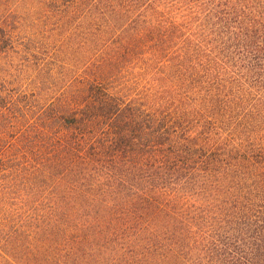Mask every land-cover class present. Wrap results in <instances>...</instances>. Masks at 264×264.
<instances>
[{
    "label": "trees",
    "instance_id": "trees-1",
    "mask_svg": "<svg viewBox=\"0 0 264 264\" xmlns=\"http://www.w3.org/2000/svg\"><path fill=\"white\" fill-rule=\"evenodd\" d=\"M10 53L0 260L264 264V0H0Z\"/></svg>",
    "mask_w": 264,
    "mask_h": 264
},
{
    "label": "rangeland",
    "instance_id": "rangeland-1",
    "mask_svg": "<svg viewBox=\"0 0 264 264\" xmlns=\"http://www.w3.org/2000/svg\"><path fill=\"white\" fill-rule=\"evenodd\" d=\"M16 54L0 56V89L9 92L16 84L22 83L24 77L19 73V63ZM13 135L12 132L9 133ZM0 264H5L0 260Z\"/></svg>",
    "mask_w": 264,
    "mask_h": 264
}]
</instances>
